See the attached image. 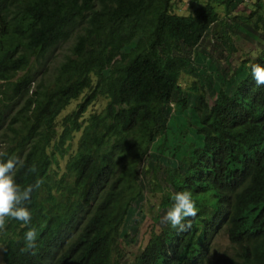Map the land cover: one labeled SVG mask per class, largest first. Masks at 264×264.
I'll list each match as a JSON object with an SVG mask.
<instances>
[{
  "label": "trees",
  "instance_id": "1",
  "mask_svg": "<svg viewBox=\"0 0 264 264\" xmlns=\"http://www.w3.org/2000/svg\"><path fill=\"white\" fill-rule=\"evenodd\" d=\"M180 1L0 0V151L23 160L21 187L43 181L24 203L35 254L21 252L27 227L10 219L0 231L6 264H264V85L250 69L264 65V0L233 16L238 0H191L188 13ZM220 5L235 22L221 18ZM216 23L227 49L236 23L262 42L211 93L185 50ZM183 74L193 77L189 87ZM101 99L102 111L88 113ZM190 110L201 141L180 142L177 157L168 133L188 135L173 123ZM181 191L198 210L183 232L163 221ZM148 193L160 196L156 224L134 252L122 227L132 209L146 216ZM221 236L231 248L223 263L215 259Z\"/></svg>",
  "mask_w": 264,
  "mask_h": 264
},
{
  "label": "rangeland",
  "instance_id": "2",
  "mask_svg": "<svg viewBox=\"0 0 264 264\" xmlns=\"http://www.w3.org/2000/svg\"><path fill=\"white\" fill-rule=\"evenodd\" d=\"M189 1L191 0L180 1V13L189 12V5H187ZM203 1L206 2L207 0H202V2ZM238 3H240L238 9L232 11L231 16H233L234 14H240L242 11H244L242 10L243 8H246L247 12H249V7L255 6L251 2V0H245V2H242V0H238L237 4ZM218 10L220 12L221 18H226V21L229 22L230 20H233L232 17L230 18V15L227 14L224 5L218 6ZM235 26L236 29H232L229 35V37L234 41L233 48L227 49L228 44L224 43L225 38H215L214 34L216 32H218L216 34L217 37L221 36L222 33L221 27H219V24L216 23V25H214L210 31V33L213 31L214 33L207 35L195 49L185 50V54L192 56L194 65L198 67V71L211 85V93L217 91L218 88L222 85V83L224 82L223 78L226 74H232L236 72L237 77V72L242 71H240V68L242 66L240 64L246 58L253 59L258 48L257 42H262L260 35L255 30L251 29L248 25H240L239 23H236ZM72 44V39H69L68 41L62 43L59 47H57V49H55L52 56V60L54 61L51 63L52 67L54 65H57L58 61H61L66 51L69 52ZM192 80V76L183 74L180 77V84L186 88L192 84ZM230 80H232V77H230ZM233 80V84L227 85V89L229 91H233V87L238 79L235 80V77L233 76ZM77 102H79V100L75 101L69 108L67 107V109L63 111L60 117L62 118L65 114L71 112L76 106ZM105 104L106 101L102 99L95 102L89 108L88 113L102 111ZM174 119L176 121L173 123L174 127H178L179 129L182 126V128L188 133V135L185 137H182L181 134L175 136V133L173 137L170 135L171 133H168V138L170 140V153L176 154V148L178 145H180V142L185 141L187 144L190 142H200L201 139L198 138L196 130L197 121L195 112L190 110L181 113H174ZM171 129H173V127H170V130ZM80 134L81 132H78L74 135L73 144L75 148ZM159 203L160 196L158 194L148 193L147 196H145L140 202L146 216L144 218L142 216H138V213H136L135 210L132 209L131 213H129L128 224L126 223L122 227V234L128 232L129 230L130 236L128 237V239H133V242L127 244L124 240L123 245L125 247L129 245V249L135 252L144 246V244L151 236L153 226L156 224L153 216L154 212H156L157 210ZM0 246H2L0 247V264H6L4 261V247L1 242ZM217 248L219 249L221 254L217 255L215 259L217 262L223 263L224 258L227 255L222 252L229 253L231 250L229 240L225 236H221L217 241Z\"/></svg>",
  "mask_w": 264,
  "mask_h": 264
},
{
  "label": "clouds",
  "instance_id": "3",
  "mask_svg": "<svg viewBox=\"0 0 264 264\" xmlns=\"http://www.w3.org/2000/svg\"><path fill=\"white\" fill-rule=\"evenodd\" d=\"M251 76L257 85H264V65H250ZM7 153L0 151V231L5 230L8 221L17 220L27 227L24 234L25 247L21 252L32 251L35 254L37 230L31 227L32 212L24 203L30 201L34 189L41 187L42 179H37L34 184L21 187L16 182L15 176L19 168L23 167V160L19 157H8ZM28 173L37 171L35 165L28 168ZM172 207L166 212L163 221L170 224L173 229L181 232L191 228V222L185 223L188 218L197 215L195 201L187 191L177 192L172 196ZM2 247V246H0Z\"/></svg>",
  "mask_w": 264,
  "mask_h": 264
}]
</instances>
